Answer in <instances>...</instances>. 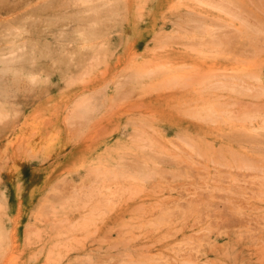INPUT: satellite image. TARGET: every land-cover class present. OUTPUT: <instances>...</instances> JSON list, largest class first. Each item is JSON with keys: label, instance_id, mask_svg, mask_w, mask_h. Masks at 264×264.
<instances>
[{"label": "rangeland", "instance_id": "1", "mask_svg": "<svg viewBox=\"0 0 264 264\" xmlns=\"http://www.w3.org/2000/svg\"><path fill=\"white\" fill-rule=\"evenodd\" d=\"M0 6V264H264V0Z\"/></svg>", "mask_w": 264, "mask_h": 264}, {"label": "bare ground", "instance_id": "2", "mask_svg": "<svg viewBox=\"0 0 264 264\" xmlns=\"http://www.w3.org/2000/svg\"><path fill=\"white\" fill-rule=\"evenodd\" d=\"M1 7V6H0ZM4 7V6H3ZM5 19V18H4ZM81 30V29H80ZM69 37V36H68ZM76 42L79 43L82 46H88L91 45V43L95 40L92 39L89 35L87 34H77L76 35ZM13 256V255H12Z\"/></svg>", "mask_w": 264, "mask_h": 264}]
</instances>
